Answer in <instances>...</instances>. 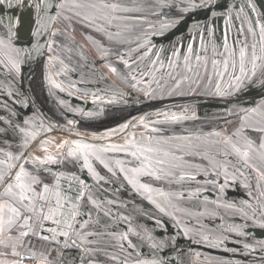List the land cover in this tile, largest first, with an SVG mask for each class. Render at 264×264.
I'll return each mask as SVG.
<instances>
[{
	"label": "crops",
	"instance_id": "crops-1",
	"mask_svg": "<svg viewBox=\"0 0 264 264\" xmlns=\"http://www.w3.org/2000/svg\"><path fill=\"white\" fill-rule=\"evenodd\" d=\"M61 1L60 5H62V7H60V14L63 16L60 19L55 20V31L60 33L62 36L59 41H66V39H68L69 41H66V46L69 52L77 57V59L83 64L86 62V59H88L87 55H90L95 64L99 63V67L106 75V78L118 85L119 88L121 87L124 89L134 88L133 85L135 84L133 83V76L138 77L139 72L136 71L139 70V63L142 59L145 60L146 55H143L142 58L138 53V51H140L139 49H141V47L148 46L151 44V41H157L158 43L162 39L165 41V35L170 34L169 32H155L152 33L155 35L151 36L148 40L149 24L159 23L162 19V21H168L170 24V18H174V20H176L180 17L171 14H162V11L165 12L172 9L174 4L169 5V3L166 4L161 1L160 3L159 0H128L127 3H120L122 6H120L119 3L117 4L119 6L117 9L121 8L120 13L108 15V12H105L108 19L111 20L110 25L107 24L106 21L99 19H96L95 23H90V21L85 20L84 17H92L95 10L88 8L87 5L99 4L97 0ZM76 4L83 5V7H76ZM212 5V8L216 7L214 3H212ZM176 6L178 5H174V8ZM62 8L68 12L66 13L64 10L62 11ZM260 8L262 7H256V12L258 15H263L264 11L261 12ZM123 9H128V11H124ZM96 15H98V13H96ZM69 17L78 18V20L73 21L69 19ZM100 24H105L106 30L98 31L97 27ZM139 28H141L142 31L140 35L145 37V40L137 43L136 45L138 46L135 45L136 47H134L132 42L138 39L133 38V35H139L137 33L139 32ZM117 33L119 34L117 35ZM54 45H58V41L55 44L53 43V40H51L48 44V52L46 55L50 70L48 72V80L52 79V81L48 84L51 85L52 83H55L56 85H59L60 89L74 88V86L63 84V82L59 81L56 77V75L60 74L61 69H53V65H55L54 62L56 58H61V55L60 52L58 53L59 49H53ZM74 47L79 48L77 49V52ZM157 52H159L160 55H156V57L163 56L164 47L158 48L156 50V53ZM85 53L87 55H85ZM125 62H127V66ZM111 68H115L116 71H111ZM69 70L70 67L62 73ZM261 73H264V71H261ZM148 74L150 73H146V75ZM54 78H56V80H54ZM161 78L162 76L159 77L158 80ZM261 78L264 79V76ZM158 80L155 81L146 79L136 82L135 87L140 89L154 88L156 91L152 95H150L149 91L145 92H148V95L151 98H159L167 97V95L162 93L163 89L170 93L171 89H176L180 86V84L177 86L176 80L170 81L166 79L165 76L162 81ZM259 81L260 82L258 83L263 82L261 80ZM253 82L256 83L257 81ZM56 85L53 87H56ZM249 87L250 86H247V88ZM77 88L79 87L76 86V89ZM261 89L263 90L254 91L252 94H250V91L238 93L227 99H218L214 96H209L208 98H196L195 96H192V92H190L189 98H194L191 101L196 100V102H200L203 100H211L217 102H228L232 109L231 111L239 110V112H237L238 117L228 126L221 128L218 131L216 130L215 132L204 133L200 134L201 136H196L198 139H202L199 144H196V138L192 135L190 137V143L193 145L189 144L186 149L185 146L180 144L179 152L176 153L179 157V160L176 162L177 167H169L167 159H163L165 161L163 165L153 167L152 171L155 172V175H148L145 173L144 175L138 177V182L140 184H146L150 187H152V185L158 187V190L153 194L147 195V193L142 189H134L132 185H129L124 179L125 173H121L119 171V167L115 164V161L120 160L123 162L122 166L125 169L138 167L139 162L135 161V158L130 155L131 149H129L128 153L112 151L101 153L102 158L109 164V167L116 170V176L123 180L124 185L128 186L132 190L134 196L131 198L119 194H123V192L121 190L113 189L108 181L109 188H100L99 194H91L86 197L87 204L96 212L94 224L97 228L91 231H86L83 236L79 237V244L84 247L83 251H85L83 260H80L79 250L67 249L63 251V249H58L54 242L39 238L37 236L38 228L35 227L34 223L37 220L36 213L31 214L32 219L30 223L33 225V231L30 232L28 236L23 237L22 243L16 248V251L19 252L20 255H12L11 248H0V252H7V255L0 256V260L5 261V264H16L17 260L22 258V256H30L26 258H31L33 260V264H114L112 259L115 254H118L116 250L125 244L129 246L131 244V247H133V236H130V232L128 230L125 232H111L110 230H104L102 227L109 226V223L102 222L107 219L115 222L114 220H116V216H119L120 220L122 219L125 222L129 221L130 218L127 214V206H131L137 210H143L145 213H148L149 208L153 210L156 209L161 215L170 219V225L173 228L179 230L178 234L181 238L180 241L174 242L173 246L167 251L168 254L162 255L165 256L164 258H167L168 264H245L243 262H236L235 258L231 257V255H224L225 253L233 254L231 253V250H237V248L231 249L228 245L224 247L221 243L218 244L219 240H221L220 242H230L231 240V243L233 244H237V242L229 238L228 233L222 231V229L218 230L209 223L215 221L217 222L219 217L217 212L218 207L225 211L227 214L226 217H233L242 221H247L245 214L240 211L238 207L235 205L233 206L230 203L232 202L229 196L230 193L224 197V200L230 202H225L223 201L222 194L216 198L205 195L204 193L199 194L201 190L199 188H194V183L205 184L203 183L205 178L216 177L218 182L217 185L220 187L222 181L226 186L244 185V183H252L251 176L248 173V171H250L252 173V177L256 180L261 200L264 202V149L260 147V144L264 142V132L251 130L252 127H264V88ZM170 94L172 96H179L178 91ZM256 94L262 95L257 97L255 96ZM101 95L93 100L89 98L92 95L84 93L80 97L72 96V99H74L72 103L61 100L62 102L57 103V105L59 108L66 110H69V107L71 109L75 107L76 112H74V114L80 116L81 114H85L84 112L87 110H94L95 108H97L96 110H100L103 106L102 102H100V104H94L95 102L93 101H99V99L102 98ZM18 105L20 108L29 107L30 111L26 113L24 109V112L19 111L20 115H4L1 117L5 122L4 129H7V140L8 144L11 145L12 151H19L17 145L22 140V134H20L18 130H14V126H24L23 121L25 119L30 121V124L26 127H29L32 130L39 129L41 125L44 127H48L50 124L58 126L53 127L52 130L47 133H44L41 129L37 139L33 141L31 146L27 149L28 156L38 155L43 157L45 155V147L48 149L49 153L55 154L58 151L56 145L64 140H79L83 143L93 144L99 149L106 148L112 144H124L125 140L132 138L133 134H135V139L137 141H140L142 137L147 136H152L154 139H158V133L151 131L152 128H156L155 124L157 122L154 124V121H149L148 117H146L143 123L147 124L148 127H143L139 117H144V115L137 116L135 117L136 119L127 121L126 123H130L133 126L128 128L125 132H117L116 134L106 137L102 136V134L108 130L107 129L100 133H96L97 137L93 138V132L76 129L73 123L69 125L66 122L59 121L54 116L49 114L42 107V104L39 105L37 101H32L30 104V101L25 100L24 102H19ZM257 106H259V108L256 112L248 113L246 111H242L257 108ZM89 113H92V111ZM170 117L171 115L168 113L163 119ZM241 117H246V119L241 120ZM63 119L67 120L68 117L64 115ZM69 120L72 121V119ZM74 121H77V119H74ZM69 129L71 130L69 131ZM77 133H79V136H77ZM217 133L218 135H216ZM226 138H230L231 142L226 143ZM4 140L5 137L0 141V148H5L7 150V145L4 143ZM45 140L50 141V143L46 145L42 144L41 142ZM217 140L225 142L226 145H221L219 142L217 143ZM247 140H251L252 142V146L250 148L247 147ZM232 144H236L242 151L247 148V163H245L244 160L233 151ZM66 152L67 148L62 151L61 156L66 157ZM108 153L115 154L113 156H109ZM123 153L124 156L121 155ZM161 153H164L162 149ZM187 155H192L196 159L197 157H200L197 159L198 163L194 159L192 161L186 160L193 158L192 156L185 158ZM232 157H236V160ZM128 160L130 163H128ZM184 160L186 162H184ZM80 161L82 166H84L83 156H80L78 159L75 157L63 159L58 157L56 163L49 165L55 164L60 166L61 164H65L80 168ZM88 162L91 164L93 169H95V163L104 167V165L101 164L95 156H90ZM27 167L32 170L31 164L27 165ZM161 169H163V171H161ZM85 170L89 175L93 176L92 173L88 171L87 167H85ZM105 170L108 171V168H105ZM169 173H171V175ZM128 175H131V173H128ZM99 176L100 175L97 173V175L93 177L99 178ZM157 176L159 179H157ZM160 183L171 184L176 186V188L166 189L162 187ZM245 187L248 191L249 187L246 185ZM234 191H236V188H234ZM149 196L151 199H149ZM110 199L114 200L115 203H111ZM153 201H155V203H153ZM37 202L38 199L36 204ZM197 203L200 205V212H197L196 206L194 205ZM157 204L164 209L163 212L156 206ZM21 210L23 211V209ZM148 214L149 216L151 215L150 213ZM143 216L144 215H141L142 218H144ZM150 219L154 226L161 229L163 234L169 230V224H167L164 220L156 218L155 216L150 217ZM20 223H23V221H20ZM111 227L112 225H110V228ZM173 228H170L171 232ZM21 230L28 231L26 228L20 229L19 227H16L11 232V235L13 237H17L19 235V231ZM120 230L122 231V229ZM125 236L127 238L122 239V237ZM205 237H208V239L205 240ZM156 239L157 236H153V240ZM239 244L245 243L239 242ZM141 245L145 250L141 251L139 246H137L139 250L138 256L141 258L147 256V259H149V253H145V251H151V247L145 243H141ZM257 250L262 251V249H258L256 246L255 250L251 251L250 254L238 251H234V253H238L240 256L242 254L244 258H248L250 256H255L253 253H261V251ZM222 252H224V254H221ZM33 253H35L34 256ZM134 255H136V253H132V257H134ZM260 258V260L264 259V255H260ZM259 262L250 264H258ZM160 264H165V260H163Z\"/></svg>",
	"mask_w": 264,
	"mask_h": 264
},
{
	"label": "flooded vegetation",
	"instance_id": "flooded-vegetation-1",
	"mask_svg": "<svg viewBox=\"0 0 264 264\" xmlns=\"http://www.w3.org/2000/svg\"><path fill=\"white\" fill-rule=\"evenodd\" d=\"M27 1L28 0H5L3 4H0V38H3L5 40L9 39L8 27L10 23L12 29L10 37L11 43L15 49L20 50V55L18 58L19 71L11 68V66L5 62L6 56L2 51H0V117L4 115H20L19 111L24 112V109L27 113L30 111V108H20L18 103L21 101L24 102L26 100L30 101L31 104L32 101H37L39 105L42 104V107L59 121L68 123L69 119H72L76 129L88 132L90 131L93 133H100L107 129L117 127L120 124L126 123L127 121L137 116L144 115L145 117H148L149 113H151L152 119H149V121H154V124L157 122L155 124V127L157 129L159 127V131L157 132L158 139L166 141L164 143H161L159 147L164 151V153H167V155H164V153H160L158 158L167 159V161L169 162V167H173L172 165H176L175 167H177L176 162L179 159L176 158L179 157L176 153L179 152V145L182 144L187 149L188 145L192 144L190 143L191 135L196 138V144H199L202 139H198L196 136H201L200 134L204 133L215 132L216 130L218 131L219 129L228 126L231 122L237 119V112H239V110L231 111V107L225 115L218 116V114H220L221 112L209 114L203 111L204 107L202 106V104H205L203 102L204 100L196 102V100L191 101L194 98L181 99L177 96L151 98L149 95H147L143 97L140 94H135L133 91H129L121 87L119 88L118 85L106 78V75L101 71L99 67V63L95 64L92 57L90 55H87L86 53L85 55L88 56V59H86V62L83 64L77 59V57L69 52L66 46V41L69 40H61L60 42L59 40L60 38H62V36L60 33H57L55 31V20H58L63 16L62 14H60V7H58L62 2L61 0H31L33 4V11L30 30L28 34L25 33V31L20 32V35L25 36L24 39L18 41L16 39H13V34L14 36L16 34H19L16 32V27H18L20 23V12L22 6L24 3H27ZM38 1H40L39 9L37 8V4H39ZM97 1L99 3L101 2V0ZM127 1L128 0H104V2L108 4H120L123 2L127 3ZM120 6H122V4H120ZM61 10L63 11L64 8H62ZM64 11L66 13L68 12L66 10ZM103 11L108 12V15H115L121 12V8L115 11H113L112 9H104ZM52 17H55V19H52ZM69 19L73 21L78 20V18L72 17H69ZM34 32H36L37 34L33 35ZM53 33H55V35H53ZM51 40H53V43L55 44L58 41V45H54L53 49H59L60 51L58 50V53L60 52L61 55V58H56L54 62L55 65H53V69H61L60 74H58V76L56 75V77L59 81L63 82L66 85L74 86V88H64L63 90H61L59 87H53L54 85H56L55 83H52L51 85L48 84L52 81V79L48 80V72L50 70L49 64L47 62L48 58L46 55L48 52V44ZM12 55L15 56V52H13ZM69 67V71L62 73ZM54 80H56V78H54ZM76 86H78L79 88L76 89ZM113 86H116V88H113ZM104 88L111 93L102 95L110 99H121V102L102 104L103 106L100 110H96L97 108H95L94 110L92 109L84 112L89 113L92 111V114L94 113V116H86L85 114L77 116L76 114H74V112H76L75 107H73V109L69 107V110H66L63 108H59V106L57 105V103L62 101L72 103L74 100L72 99V96L80 97L84 93H86L87 95H92L89 98L95 100V98L101 95L98 90ZM115 91L119 92V94L114 93ZM129 92H131L132 94H130ZM212 102L210 101V103ZM156 109H158L159 111H163V114L160 113L159 115H154L153 113ZM176 111H182V113L184 114L183 116L186 115L188 118H181L176 121H172L170 118L163 119L164 116H166V112ZM196 111H199L200 114ZM201 112H203L204 114H202ZM64 115L68 117L67 120L63 119ZM175 115H177L178 117H183L180 116V113H177ZM74 119H77V121H74ZM108 126L111 127L106 129L105 127ZM90 128L94 130H87ZM0 129H3V125H0ZM218 142L221 145H226V143L223 141L220 142L219 140H217V143ZM108 154L109 156H113L115 153ZM121 155L124 156V153ZM190 156L192 155H187L185 158ZM198 158L200 157H197V159ZM232 158L236 160V157ZM193 159L198 163V160L194 157L186 160L192 161ZM184 162L186 161L184 160ZM128 163H130L129 160ZM67 167L69 170L72 169V167L77 168V166L68 165ZM94 170L98 173V175H100L99 178L106 177L107 173V177L111 179V187H113V189L115 190H121L123 192V194H119L131 198L132 196H134L132 190L128 186L124 185L123 180L116 176V173L115 175H113V172H116L115 169L113 170V172H109L105 170L103 166L95 163ZM248 173L251 176L252 183H244V185L239 186H226L222 181L220 187L219 185H217L218 182L216 177L205 178L203 182L205 184L194 183V188H199L201 190L199 194L204 193L205 195H208L210 197L213 196L214 198L222 194L223 201L225 202H230L224 200V197L226 195H229L228 193H230V200L233 202L230 203L233 206L235 205L236 207H238L240 211L245 214V218L247 221H242L238 218L233 217H226L227 214L225 213V211L222 208L218 207L217 212L219 217L217 222H209L210 225L214 226L218 230L224 229L225 223H229L228 228L231 230V232L236 234L240 232L238 224H255L256 218L261 214H264V202L261 200L260 193L256 185V180L252 177V173L250 171H248ZM160 185L166 189L176 188V186L167 183H160ZM245 185L249 187L248 191ZM100 186L101 189L104 188L102 181ZM151 188L153 189V191L147 193V195L153 194L158 190V187H155L154 185H152ZM234 188H236V191H234ZM110 201L111 203H115L114 200L110 199ZM194 205L196 206L197 212H200L201 209L199 203ZM148 213L155 216L156 218L164 220L167 224H169V230H166V234L169 235V238H167L165 235L167 239L172 240L173 243L180 241L181 238L178 234L179 230H176L170 225L171 222L169 218L161 215L160 212L156 209L153 210L149 208ZM112 227L116 231L122 229V227L114 224H112ZM152 228L158 236L155 241L164 243L163 239L161 238V236L164 235L161 229L155 227L154 225H152ZM170 228H173L172 232L170 231ZM220 241L221 240H219V242L217 241L218 244L221 243L222 245H224V241ZM151 251H145V253H149L150 257H152ZM221 254H224V252H222ZM253 254H255V256H253L254 258L260 257L261 255L260 253ZM261 263L264 264L263 261L258 264Z\"/></svg>",
	"mask_w": 264,
	"mask_h": 264
},
{
	"label": "snow or ice",
	"instance_id": "snow-or-ice-1",
	"mask_svg": "<svg viewBox=\"0 0 264 264\" xmlns=\"http://www.w3.org/2000/svg\"><path fill=\"white\" fill-rule=\"evenodd\" d=\"M5 0H0V4H3ZM62 5H59L58 7H61ZM76 7H83V5L76 4ZM203 4L197 5L194 3V0H187L186 6L182 9L183 12H188L193 8L201 7ZM88 8L94 9L95 13L92 17L85 16V20H89L90 23H95L96 19L106 21L107 24L110 25L111 20L108 19L107 14L103 11L104 9H112L113 11L117 10L119 7L117 4H108L104 2V0H101L99 4H89L87 5ZM37 8H40V4H37ZM124 11H128V9H123ZM242 11V9H241ZM98 13V15H96ZM215 15V13H213ZM115 18V17H113ZM52 19H55V17H52ZM259 27V37L256 41H254L251 45V75L247 74L245 63L248 56V44L246 42L236 41L237 44L240 45L238 50V56H239V73L241 75H236L235 72H233L231 75L237 80L240 81L243 76H246L248 79H251L252 76L255 75L256 70L258 67L264 68V64H261L260 62L264 61V23H260L259 21L256 22ZM167 25H165L166 27ZM98 31L106 30L105 24H100L97 27ZM11 24L9 23L8 27V35L9 39L5 40L3 38H0V51L3 52V54L6 56V63L11 66V68L19 71V63L18 58L20 55V50L15 49L11 43L10 37H11ZM248 32L251 33L253 36H256V31L253 27L248 28ZM37 33L34 32L33 35H36ZM119 33H117L118 35ZM241 34H243V30H241ZM55 35V33H53ZM147 43V41H146ZM35 47V46H34ZM51 47V46H50ZM215 48V46H214ZM224 48L228 52V58L224 60V68L225 72L220 73L218 72V75H224L227 72V68L229 67V59L232 60L231 67L233 69H236L237 62L235 60V56L237 53L234 50L228 49V42H227V36L225 37L224 41ZM259 48V54L257 53V49ZM151 50V49H150ZM189 52L192 51V45H188ZM15 52V56L12 55V53ZM147 55V53H146ZM157 56L160 55L159 52L156 53ZM122 59V57H121ZM185 61L187 62L189 60V56L184 57ZM197 61H200L201 57L197 55L196 57ZM155 63V61H153ZM127 66V62H125ZM212 64L214 67H218V61L212 60ZM111 71L115 72V68H111ZM133 79L135 77L133 76ZM209 81H211V76L208 77ZM180 81H177V86H179ZM239 85H237L238 87ZM56 87H59V85H56ZM135 87V85H133ZM63 90V89H61ZM217 94L223 95L220 91V85L217 83L216 86ZM145 95H148V93H145ZM259 106L257 108L242 110L246 111L248 113L250 112H256L258 110ZM86 116L92 115V113H85ZM159 115V113H158ZM187 119L188 117L185 115L183 117H178L175 114H172L170 119L172 121H176L178 119ZM136 119V118H133ZM145 117L141 116L139 117V120L143 127L147 128L148 125L144 124ZM246 119V117H241V120ZM73 121L69 120L68 124L71 125ZM30 124V121L28 119H25L23 121L24 126H14V130H18L20 134H22V140L17 145L19 151H12L11 145L8 144V132L7 129H0V133H3L5 140L4 143L7 145V150L5 148H0V248L3 249H12V255L19 256V252L16 251V248L22 243V238L26 237L30 234V232L33 231V225L30 223L32 219V213H38L43 210V203L37 207L36 201L39 199L40 201H49L51 202L52 198L55 197L56 206L55 207H49L48 212L44 215V220H52L55 216H61L63 217V220H54L55 223L61 224L63 223L67 228L71 229L73 227V221L76 219V217L79 215V212L77 211L79 205L75 203H71L73 199L79 201L84 193L80 191V189H73L71 185L67 189L68 192L77 191L80 192L78 196L71 197V196H65L61 192V185L59 183V176L57 177L56 183L52 184L51 186L45 182L47 177L45 176V173L51 172L49 168L46 167V165L56 163L57 158L60 157L63 158H79L80 156H83L84 158V166L88 168V171L92 173L93 176H96L97 173L92 168L91 164H89V157L95 156L97 160L100 161L101 164L104 165L105 168H108L109 172H113V169L109 167V164L102 158L101 153L112 151V152H125L128 153L129 149L130 155L135 158V161L139 162L138 167H131L128 169H125L122 166V161L117 160L115 161V164L119 167V171L121 173H125L124 179L128 182L129 185H132V187L136 190H143L146 193H150L153 191V189L146 184H140L138 182V177L141 175H144L147 173L148 175H155V172L152 171L154 165L159 166L163 165L165 161L163 159H159L161 148L159 145L161 143H164L166 141H162L161 139H154L152 136L142 137L140 141H137L135 139V134L132 135V138L125 140L124 144H112L109 145L106 148H96L95 145L90 143H83L79 140H64L61 141L56 145L57 152L55 154H51L48 152V149L44 148L45 155L43 157L38 155H27V149L31 146L32 142L37 139V137L40 134L41 129L44 133H47L52 130L53 127H58L54 125H49L48 127H44L43 125L40 126L39 129L32 130L29 127H26ZM130 123H123L118 125L116 128L108 129L105 133L102 134V136H109L116 134L117 132H125L128 128L132 127ZM71 129H69L70 131ZM252 131L256 132H264V127L256 128L252 127ZM152 132H158L159 129L152 128ZM218 135V133L216 134ZM77 136H79V133H77ZM93 138L97 137L96 133H92ZM226 143H230L231 139L226 138ZM42 144L46 145L50 143V141H42ZM247 147L250 148L252 146L251 140L246 141ZM260 147L264 149V142L260 144ZM67 148L66 157L61 156L62 151ZM233 151L236 152L241 159L244 160L245 163L248 162V151L247 148L245 150H241L240 147H237L236 144H232ZM164 155H167V153H164ZM179 159V158H176ZM32 165V170H30L27 165ZM175 167L176 165H172ZM163 171V169H161ZM128 173H131V175H128ZM170 174V173H169ZM113 175H115V172H113ZM102 179V177H101ZM157 179L159 177L157 176ZM79 183L81 185L84 184V181L80 180ZM149 199L151 197L149 196ZM155 203V201H153ZM66 206H69L70 210L65 212L62 209H64ZM160 211H164L162 207H160L159 204L156 205ZM23 209V211L21 210ZM20 221H23V223H20ZM88 222L85 221L83 224H80V228H84L85 225ZM264 226V225H262ZM19 227L20 229H28V231H19V235L17 237H13L11 235V232L14 228ZM41 228L43 230V223H41ZM54 234L51 237V239L55 240V234L56 230H51ZM59 235L68 236L67 231H61L59 232ZM44 240H48V236H42L41 237ZM127 237H122V239H126ZM205 240L208 239V237L204 238ZM264 243V242H262ZM131 246V244H130ZM153 247H156V245H153ZM245 248L250 247L248 244L244 245ZM7 255V252H0V256ZM35 253H33V256ZM0 264H5V261L0 260ZM139 264H159L157 261H141Z\"/></svg>",
	"mask_w": 264,
	"mask_h": 264
},
{
	"label": "rangeland",
	"instance_id": "rangeland-1",
	"mask_svg": "<svg viewBox=\"0 0 264 264\" xmlns=\"http://www.w3.org/2000/svg\"><path fill=\"white\" fill-rule=\"evenodd\" d=\"M165 1L168 2L169 5L174 4L178 6L174 8L173 5L172 9L165 12L162 11V14H171L180 17L176 20L170 18V24L168 21H162L163 19L159 23H150L148 40L151 36L155 35L152 34L155 32H169L173 37L170 34H166L165 41L164 39L159 43L157 41H151V44L139 49L140 51H138V53L142 58L146 53L147 55L145 60L142 59L139 63V70L136 71L139 72L138 77L134 76L135 79L133 80L135 85L136 82L146 79L156 81L161 76L162 78L158 81H162L165 76V78L170 81H180V86L176 89H171L170 93L178 91V97L181 99H189L190 92H192V96H195L196 98H208L209 96H214L218 99H227L238 93L250 91V94H252L254 91L263 90L261 89L264 88V79L261 78L264 76V73H261V71H264V68L262 67L257 68L255 75L252 76L251 79L243 76L240 81H237L231 75L233 72H235L236 75H241L239 73L238 56L240 45L237 44L236 41L246 42L249 46L245 67L247 74L251 75V45L259 37V27L256 22L259 21L260 23H264L263 16L258 15L256 12L258 0H194V3L197 5L203 4V6L193 8L188 12L182 11L186 6L187 0ZM262 1L264 3V0ZM212 3L216 5L215 8H212ZM203 11L206 12L203 13ZM213 13H215V15H213ZM92 25L95 26L94 24ZM165 25L167 26L165 27ZM250 26L255 29L256 36H253L248 32ZM138 30L139 32L137 33L139 35H133V38L138 39L132 42L134 47L138 46L136 45L137 43L145 40V37L140 35L142 33L141 28ZM241 30H243V34H241ZM226 36L228 49L234 50L237 53L235 56L237 67L236 69H233L231 67L232 60L229 59L227 72L221 76L217 73L225 72L224 60L228 58V52L224 48ZM189 44L192 45L191 52L188 50ZM161 47H164V55L156 57V50ZM74 48L76 52L77 49H79L77 47ZM257 53L259 54V48L257 49ZM186 55L189 56L187 62L184 59ZM197 55L201 57L200 61H197ZM214 59L218 61V67L213 66L212 60ZM153 61H155V63H153ZM260 63L264 64V61ZM148 72L150 74L146 75ZM209 76H211V81L208 79ZM259 80L263 81L261 82L262 84L258 83L260 82ZM253 81L257 82L254 83ZM217 83H219L220 91L224 93L223 95L217 94ZM237 85L239 86L237 87ZM247 86L250 87L247 88ZM127 90L133 91L135 94H140L143 97L146 96L144 93L145 91H149L150 95L156 91L154 88L142 90L137 87ZM162 93L169 97H173L167 90L163 89ZM261 95L262 94H256L255 96L258 97ZM101 97L102 98L99 99V101L93 102H95V104H100V102H102V104L121 102V99H110L104 95H101ZM158 113L163 114V111L156 109L153 114L157 115ZM179 113L180 116L184 115L182 111ZM148 119H152L151 113H149Z\"/></svg>",
	"mask_w": 264,
	"mask_h": 264
},
{
	"label": "water",
	"instance_id": "water-1",
	"mask_svg": "<svg viewBox=\"0 0 264 264\" xmlns=\"http://www.w3.org/2000/svg\"><path fill=\"white\" fill-rule=\"evenodd\" d=\"M160 1L162 3L168 4V2H166L165 0H160ZM38 2L40 4V1ZM257 3L258 5L256 7L261 6L262 8H260V11L261 12L264 11L263 1L258 0ZM32 8H33V4L31 0H28L27 3L23 4L21 12H20V23H19V26L16 27V32L19 34H16L15 36L13 34L12 35L13 39H16L17 41L24 39L25 36L20 35V32L25 31V33L28 34L31 24H32V20H31L32 11H33ZM262 16L264 19V13ZM113 88H116V86H113ZM98 91L101 94L111 93L105 88L98 90ZM114 93L119 94V92H116V91ZM129 93L132 94L131 92ZM210 101L211 100H204L203 102L205 104L201 103L202 106L204 107L203 111L205 113L215 114L216 112H221L220 114H218V116H223L230 109V105L228 102H217V101L212 102L211 101L212 103H210ZM196 112L199 113V111H196ZM168 113L176 114V113H179V111L178 112L177 111L176 112H166V114ZM201 113L204 114L203 112ZM0 125H3V129L5 128V122L3 118L1 117H0ZM3 139H4L3 134L0 133V141ZM80 164H81L80 168L72 167V169L70 170L65 164H61L60 166H57L55 164L49 165L46 167L49 168L51 172L50 174L45 173V176L47 177L45 182L48 183L50 186L56 183L57 177L59 176V183L61 185V192L63 195L75 197L80 194V192H77V191L68 192L67 189L69 188L70 185L73 189H80V191L84 193L83 197L79 201L75 199L71 201V203H75L79 205L77 209V211L79 212V215L72 222L73 227L69 229L63 223L57 224L54 222V220H63V217L61 216H55L52 220H47V221L44 220V215L48 212L49 207L56 206L55 197L52 198L51 202L47 200L40 201L38 199V202L36 204L37 207H39L41 203H43L44 207L42 211L36 213L37 220L34 223H35V227L38 228L37 236L39 238H41L42 236H48L49 239L47 241L54 242L57 245L58 249H63V251L67 249L68 250H79L80 260H83L85 256V251H83L84 247L79 244V237L83 236V234L86 231H91L97 228V226H95L94 224V221L96 218V215H95L96 212L94 209H92L87 204L86 197L91 194H95V195L99 194L100 188H101L100 186L101 181L103 182L104 188L105 187L109 188L108 181L111 184L110 182L111 179L107 177V173H106V177H103L102 179L90 176L88 172L85 170V166H82L81 161H80ZM80 180L84 181L83 185L79 183ZM62 210L67 212L70 210V208L69 206H66ZM127 211H128L127 214L130 218L129 221H126L127 223L122 219L120 220L119 216H116V220H114L115 222L109 219L104 220L102 222V223H109V226L102 227L104 230H110L111 232L116 231L113 227L110 228V225L115 223V225L122 227V231L119 230L116 232H125L128 230L130 232V236H133V240H132L133 247L125 244L121 248H118L116 250L118 254H115L114 258L112 259L113 263L114 264H139V262L141 261H153L154 260V261L159 262L160 264L162 263L163 260H165V264H168L167 258H164L165 256H162V255L168 254L167 251L170 249V247L173 246L172 240L167 239L169 238V235L165 233L164 236H161L164 243H160V242L153 240V236L156 237L157 235L154 232V229L152 228V225L154 224L151 222L150 217H154V216L153 215L149 216L143 210H140V209L137 210L131 206L130 207L127 206ZM141 215H144L143 216L144 218H142ZM85 221H87L88 223L85 225L84 228H80L79 225L83 224ZM41 223H43V230L41 228ZM262 225H264V214H261L259 217L256 218L255 224H249V223L238 224V227L240 228L239 229L240 232L236 234L231 232V230L228 228L229 223H225V228L223 226L224 229H222V231L228 233L229 234L228 237L231 238L232 240H235L238 245L231 244V240L230 242L224 241V245H223L224 247L228 245L231 249L237 248V250H231L232 251L231 253L233 254L225 253L224 255H231V257L235 258V261L238 263L243 262L245 264H250V263H257L259 261H263L264 259L260 260L261 259L260 257L254 258L253 256H250L248 258H244L242 254L240 256L238 253H234V251H238V252H247L250 254V252L254 251L255 247L257 246L258 249H262V251L261 250H257V251H261L260 254L264 255V243H262L264 242V226ZM52 229L56 230L55 240L51 239V237L54 234L51 231ZM61 231H67L68 236L65 237V236L59 235V232ZM165 235L167 238L165 237ZM239 242L248 244L250 247L245 248L244 247L245 244H239ZM141 243H145L149 247H151L152 257H150L149 255V259H147V256L142 257V258L138 256L139 250L137 246H139L141 251L145 250L144 247L141 245ZM153 245H156V247H153ZM132 253H136V255L132 257ZM24 257L22 256V258ZM26 257H30V256H26Z\"/></svg>",
	"mask_w": 264,
	"mask_h": 264
},
{
	"label": "built area",
	"instance_id": "built-area-1",
	"mask_svg": "<svg viewBox=\"0 0 264 264\" xmlns=\"http://www.w3.org/2000/svg\"><path fill=\"white\" fill-rule=\"evenodd\" d=\"M16 264H33V260H31V259H18Z\"/></svg>",
	"mask_w": 264,
	"mask_h": 264
},
{
	"label": "trees",
	"instance_id": "trees-1",
	"mask_svg": "<svg viewBox=\"0 0 264 264\" xmlns=\"http://www.w3.org/2000/svg\"><path fill=\"white\" fill-rule=\"evenodd\" d=\"M125 121H126V120H125ZM125 121H124V122H125ZM110 127H111V126H108V127H105V128L107 129V128H110ZM105 128H101V129H105ZM85 129H86V128H85ZM87 130H91V131H92V130H94V129L90 128V129H87Z\"/></svg>",
	"mask_w": 264,
	"mask_h": 264
}]
</instances>
